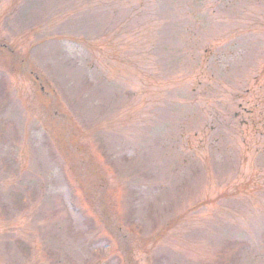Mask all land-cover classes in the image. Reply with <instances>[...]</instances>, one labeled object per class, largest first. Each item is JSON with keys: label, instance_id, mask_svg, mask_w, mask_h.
<instances>
[{"label": "rangeland", "instance_id": "rangeland-1", "mask_svg": "<svg viewBox=\"0 0 264 264\" xmlns=\"http://www.w3.org/2000/svg\"><path fill=\"white\" fill-rule=\"evenodd\" d=\"M0 264H264V0H0Z\"/></svg>", "mask_w": 264, "mask_h": 264}]
</instances>
